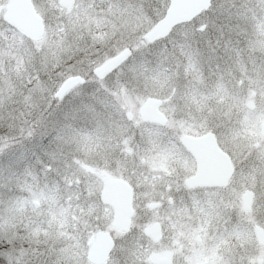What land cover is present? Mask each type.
<instances>
[{
	"label": "flooded vegetation",
	"instance_id": "1",
	"mask_svg": "<svg viewBox=\"0 0 264 264\" xmlns=\"http://www.w3.org/2000/svg\"><path fill=\"white\" fill-rule=\"evenodd\" d=\"M26 1L42 27L40 37L31 43L38 44L42 52L51 47L57 65L80 70L62 84L76 78L78 83L72 89L102 86V94L112 107L120 109L128 130L139 132L146 127L156 134V141L149 154L143 152L141 161L128 165L123 161V167H130L131 179L109 171L96 175L95 168L83 167L89 177L102 179L101 191L82 185L85 179L80 178L74 185L58 188L52 205L47 191V205L33 202L31 211L21 209L8 234L12 246L26 253H21L24 260L20 264H264V78L250 77L252 64L242 61L248 58L247 45L233 48V54H238L231 55L234 66L224 67L226 81L235 86L227 99L213 87L205 88L206 82L220 78L218 60L200 67L197 77L184 76L182 94L174 85L168 95L161 87L164 79L156 77L157 62L152 54L153 47L172 31L165 38L147 42L144 35L158 20L151 22V15L144 14L147 29H141L136 23L138 14L131 12L139 5L144 6L143 11L153 12L155 0ZM11 8L12 0H0L1 19ZM92 9L97 12L88 14ZM205 12L182 25L198 21ZM89 21L92 28L88 30ZM8 30L23 37L10 24ZM198 31L203 33L205 26ZM124 52L126 57L109 72L102 77L94 74ZM141 53L148 54L145 59L150 61V77L140 79V84L150 82L157 93L139 104L126 98L121 69L130 56ZM62 73L65 77L64 70ZM147 99L159 101L156 110L164 124L140 118V108ZM183 136L209 137L227 161H195L181 143ZM161 139L166 142L164 149L158 147ZM163 150L167 157H156ZM107 161L110 170L109 161L120 162ZM104 180L122 181L131 189L126 231L113 225L114 209L102 200ZM193 180L202 184H187ZM220 238L225 249L228 245V254L220 252ZM102 242H110V248L104 260L94 263L89 257ZM12 262L9 257L8 264Z\"/></svg>",
	"mask_w": 264,
	"mask_h": 264
},
{
	"label": "rangeland",
	"instance_id": "2",
	"mask_svg": "<svg viewBox=\"0 0 264 264\" xmlns=\"http://www.w3.org/2000/svg\"><path fill=\"white\" fill-rule=\"evenodd\" d=\"M167 6V0H155L153 12L143 11L142 5L131 12L138 14L137 25L147 29L143 15L150 14L154 19L149 20L155 22ZM139 8L142 11H137ZM96 12L92 9L87 13ZM202 25L205 31L200 33L198 29ZM91 26V21L86 22V29ZM239 39L244 42L239 43ZM37 45L13 35L0 17V264H8L9 257L13 264L23 263L21 253H26L8 240L11 221L21 209L31 211L33 202L47 205V191L52 195V205L58 188H67L68 183L74 185L80 178L85 179L82 185L101 191L102 179L89 177L82 171L83 167L95 168L96 175L104 176L109 171L113 176L130 178V167H123V161L127 165L130 161H141L143 152L149 154L156 141V134L146 127L139 132L128 130L120 109L112 107L102 94V86H77L57 99L55 93L64 79L80 70L57 65L52 48L42 52ZM239 45L248 47V58L242 61L252 64L250 77L264 78V0H211L198 21L175 27L164 41L153 47L156 77L164 79L161 87L168 90L167 94L174 85L182 94L186 87L181 86L184 76L197 77L200 67L211 66L218 60L220 78L206 82L205 88L213 87L223 100L227 99L235 92V86L226 81L224 67L234 66L231 55L238 57L233 54V48ZM146 56L143 53L130 56L121 69L124 93L132 103L141 104L157 93L153 85H148L150 82L140 84V79L150 77V61ZM38 71L43 75L40 79H37ZM30 73L31 80L27 76ZM134 143L138 145L136 149ZM165 143L161 139L158 147L164 149ZM156 157L167 156L163 150ZM110 159L120 161L118 164L109 161L111 170L106 167ZM219 243L220 252L228 254V245L225 249L221 238ZM127 250L126 247L124 251Z\"/></svg>",
	"mask_w": 264,
	"mask_h": 264
},
{
	"label": "water",
	"instance_id": "3",
	"mask_svg": "<svg viewBox=\"0 0 264 264\" xmlns=\"http://www.w3.org/2000/svg\"><path fill=\"white\" fill-rule=\"evenodd\" d=\"M169 6L164 16L144 35L147 42H153L167 36L169 31L176 25L186 23L196 15L206 10L209 6V0H169ZM3 20L14 26L24 37L30 41H36L42 34L40 20L32 11L26 0H12L10 13L5 14ZM127 55L124 52L112 60L108 61L101 68L95 70L97 77H102L109 72L118 62L122 61ZM78 83L76 78L66 80L55 94L56 98H61L67 91ZM159 101L154 99L146 100L140 108V118L143 121L164 124L165 119L157 112L156 108ZM264 135V123L261 125ZM182 145L190 152L195 161H227L226 157L216 148L212 139L209 137L181 138ZM187 184H202L198 180L188 181ZM211 184V183H209ZM103 202L109 204L114 209V226L123 231L127 230L128 218L131 215V189L122 181L104 180V190L102 192ZM156 233L157 230H155ZM147 236H151V231H145ZM110 248L108 244H100L93 251L89 259L94 262H100L106 258Z\"/></svg>",
	"mask_w": 264,
	"mask_h": 264
},
{
	"label": "trees",
	"instance_id": "4",
	"mask_svg": "<svg viewBox=\"0 0 264 264\" xmlns=\"http://www.w3.org/2000/svg\"><path fill=\"white\" fill-rule=\"evenodd\" d=\"M2 22H3V21H2ZM3 23H4V22H3ZM14 60H15V59L12 58V59L10 60L11 63H13ZM8 61H9V60H8ZM23 62H25V61H23ZM21 65L25 66V65H27V63H22ZM17 69H19V68H17ZM22 69L24 70V67H22ZM40 75L43 76L42 73H40V71H38V72H37V79H40ZM27 76H28V79L31 80V76H32L31 73L28 74Z\"/></svg>",
	"mask_w": 264,
	"mask_h": 264
}]
</instances>
